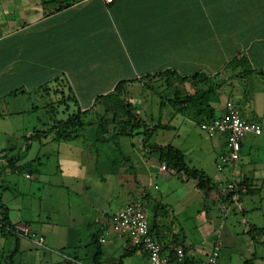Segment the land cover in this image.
I'll return each instance as SVG.
<instances>
[{"label":"crops","instance_id":"0c3cea01","mask_svg":"<svg viewBox=\"0 0 264 264\" xmlns=\"http://www.w3.org/2000/svg\"><path fill=\"white\" fill-rule=\"evenodd\" d=\"M43 1L47 0H0V102L7 105L5 100L10 99L18 107L1 113L0 120L31 114L39 123L40 111L56 113L55 103L56 109L63 108V115H69L72 105L73 112H86V118L99 107L100 117L89 125L95 127L84 141L86 146L81 142L85 129L76 139L58 140L52 133L43 134L50 128L45 123L41 128L38 124L22 126L15 133L18 136L8 124L4 126L0 205L10 224L29 225L44 242L38 246L28 238L0 232V255L12 244L10 254L17 242L20 264H62L53 255L59 254L64 262L70 260L60 253L63 249L73 251L83 264H91L96 253L101 264L120 260L121 264H148L140 252L126 256L122 238L112 236L104 245L93 244L109 227L111 215L126 203L140 200L155 208L153 224L148 210L149 228L164 256L173 257L179 248L189 263L199 264L211 244L220 241L218 264H255L253 259L259 254L254 244L264 249V224L259 221L264 220V0H77L48 13L51 6ZM166 72L175 77H213L219 93L218 100L210 103L213 118L231 100L242 118L262 129L260 135L244 138L239 160L221 173L216 164L225 138L210 137L200 130L204 140L196 154L192 153L193 168L212 180L215 191H199L193 181L180 178L183 186L173 194L159 179L175 172L160 171L162 163L142 147L140 136H136L137 149L132 142L135 136H117L122 123L109 120L114 115L111 105L107 106L109 98L125 99L137 114L142 82ZM119 83L123 84L122 96L115 92ZM182 87L193 92L188 83ZM36 96L56 100L40 107ZM157 119L167 126L158 131L159 136L188 123L198 128L210 120L203 114L197 116L194 109L172 106L168 100L159 102ZM99 124L104 134L98 135ZM12 134L15 137L10 139ZM123 137L128 141L122 143ZM168 138L156 143L179 149L188 166H193L188 163L190 150ZM81 146L90 148L87 160L93 166L89 171L98 180L97 192L91 197L85 195L91 187L81 162L75 170L59 164L61 156L80 161ZM48 163L56 164L55 173L66 175L67 185L45 190ZM106 180L111 186L107 190L103 187ZM228 181L245 182L248 192L237 201L227 199L220 189ZM171 195L174 202L169 201ZM172 204L184 213L195 207L190 228L183 229L176 222L168 208ZM235 205L241 215L239 224L244 225L242 236L232 230L233 222L228 219L231 212L236 213ZM216 209L227 210L220 220ZM251 228L256 231L250 235Z\"/></svg>","mask_w":264,"mask_h":264},{"label":"trees","instance_id":"16d2710c","mask_svg":"<svg viewBox=\"0 0 264 264\" xmlns=\"http://www.w3.org/2000/svg\"><path fill=\"white\" fill-rule=\"evenodd\" d=\"M77 0H47L43 1V5L49 4L51 7L46 9V12H52L59 10L63 6H68ZM175 74L172 72H166L164 74H157L154 76H148L142 82V89H149L152 92L155 90L154 84H158V87L171 91V98L168 100L172 106L186 107L189 109L196 110L197 116L205 115L210 120L213 118V109L210 107L211 102H216L218 100V90L215 83L212 81L213 77L205 76L202 74H194L187 77H175ZM161 83V84H159ZM188 83L192 88L193 92L190 93L186 91L185 88H181V85ZM122 83H119L116 86L115 92L122 96ZM179 86V87H178ZM111 103L107 106L111 107L113 111L112 118L113 121H117L116 109L123 111L126 116V119L121 124V130L116 135H129V136H140L142 140V147L153 153L157 156L158 161L162 164H165V168L173 170L176 176L184 179L186 181H193L196 188L199 191L211 192L217 190L216 185L212 180L201 170H197L188 166L185 161L184 154L179 150L173 147L172 145L160 146L155 141H149L152 135L157 133L160 129H164L167 126L160 124L153 125L149 128L134 111L131 104L120 99L119 96L115 98H109ZM163 101V100H162ZM53 108V107H52ZM114 109V110H113ZM111 118V120H112ZM92 125L90 121L86 120V112L78 110L66 116L64 119L54 120L53 125L50 126L48 130H45L43 134L52 133L55 139L58 140H71L80 137L85 126ZM100 125V124H99ZM103 125V124H102ZM129 129V131H127ZM98 135L104 134L105 129L99 126ZM135 132V133H134ZM239 185H245V182L239 183ZM247 188V185H245ZM220 192V191H219ZM248 192V190H247ZM224 196V195H223ZM227 199H231V194L225 195ZM155 211V209L153 210ZM155 222V215L152 217V224ZM13 225L7 221L5 217V210L2 209L0 205V232L4 235L18 238L17 235L6 232V227H12ZM150 233L152 234V228L150 227ZM254 228H251L248 233L251 235L252 232H255ZM262 231V230H261ZM259 231L261 234L262 232ZM93 244H100L98 239H95ZM133 252L125 253V255H131ZM18 253L17 242L15 243V248L9 255H0V264H20L16 260ZM99 254H94L91 258V264H101ZM65 264H83L80 260L75 258L71 262H65ZM121 264V260L118 262Z\"/></svg>","mask_w":264,"mask_h":264},{"label":"rangeland","instance_id":"374dc122","mask_svg":"<svg viewBox=\"0 0 264 264\" xmlns=\"http://www.w3.org/2000/svg\"><path fill=\"white\" fill-rule=\"evenodd\" d=\"M15 4V3H14ZM13 7V5H12ZM14 14V13H13ZM13 16V15H12ZM161 84V83H159ZM155 86V90L154 92H152L149 89H142V104L139 105L140 110L138 109V113L137 116L140 118V120H142L148 127L149 126H153L155 124H157L158 119H157V109L159 107V102L161 100L165 101V100H169L171 98V91H167L162 89L161 87H158V84H154ZM138 87V85H137ZM179 87V86H178ZM133 88H135V86H133ZM223 99H224V94H223ZM34 99L36 100V104L39 105L40 107L45 105V104H50V101H55L56 98H44V99H38L37 96L34 97ZM125 100V99H124ZM22 101H24L25 103V99H23ZM126 101V100H125ZM11 102L10 99H6L5 103H8L7 105H4L3 102H0V114L4 113V112H12L14 111V109H17L18 107L16 106V104L13 103H9ZM21 102V101H20ZM52 106H54V110L53 112H56L55 114H51V113H44V111H40V113L38 114V118H39V123H36L35 120V115H31V114H25L22 117H16L13 116L10 119H6V120H0V145H2L3 143V132L2 130L4 129L5 125H9L11 127V129L13 130V133H19L18 129H20L22 126L28 125V126H34L35 124H38L39 127H43L42 125L45 123L47 124L46 127H50L51 125H53L54 120H60L63 118H66V115H63L62 110L63 108H57L58 104H53ZM21 108L24 107V104H21L20 106ZM70 112L69 114H71L73 112V108L72 105L70 106ZM100 108L98 107V109L94 110L87 118V121H90L92 124H96V119L98 118L99 120V115H100ZM114 110V109H113ZM116 118L117 121H120L121 123H123V121L126 119L125 114L123 113V111L116 109ZM98 115V116H97ZM150 117H153L150 118ZM112 118V116L109 117V120ZM116 121V122H117ZM95 126H85V138L81 139V142L84 144L85 139H87V135L89 133H91V130H94ZM45 128V129H47ZM199 128V127H198ZM196 126H194L193 124H184L182 126H180L179 128H176L175 130H168L166 131L167 133L165 134V132L162 135H158L157 133H155L154 135L151 136V138L149 139V141H164V139H169L168 137H173L174 142L172 144H179L182 143L183 144V148L188 151V149L190 150V152L188 153V163H192L190 166L191 168L194 167L193 164V154L195 155V151L197 149V146L203 142L204 140V134H202V132L200 131V129H198ZM127 131H129V129H127ZM25 133V132H23ZM135 133V132H134ZM16 136H18L19 134H15ZM15 137V136H14ZM13 134L11 137H9L10 139L14 138ZM122 143L124 141H128L127 138L123 137L121 138ZM131 141V140H130ZM133 145L137 148L140 149L139 146V138L138 137H134L132 139ZM87 143V142H86ZM85 143V144H86ZM84 144V145H85ZM86 146V145H85ZM85 146H81L78 147V149L80 150V152H82L81 154H83V157H80V161L76 158V161H71L70 158L65 157V156H61L59 159V164L61 166H66L69 167L73 170H75L74 168L78 169V165L79 162H81V165H83L84 168L87 169V177L85 178L86 181L90 184L91 190L89 192V194H85L86 196L91 197L90 195L94 192H97V188L95 186V183H98V180L95 179V177H92V173L89 171L90 168L93 166V162H90L87 160V153H90V148L85 147ZM1 147V146H0ZM62 147V146H61ZM2 149V148H0ZM84 151V152H83ZM68 153V152H67ZM193 153V154H192ZM55 165L54 163H48L47 165V171L45 172L44 176H45V182L46 187L45 190H50L53 188V186L59 185V184H65L67 185V181L68 178L66 177V175L63 173V176L59 173L56 172L55 173ZM161 166V165H160ZM65 176V177H64ZM179 176L176 175H171L170 177L166 178V179H159V181L162 183V185L170 188L173 191V194L176 193V191H178L183 185L180 183L179 181ZM191 182V181H190ZM105 188V190L108 189V187L110 186V181L106 180L105 185L103 186ZM94 192V193H95ZM177 194V193H176ZM108 196V194H107ZM174 196L171 195L170 196V200L174 202ZM60 204L57 205V207H59ZM177 204H172V208L169 206L168 208L170 209V213H173L172 215L177 219L176 222H179L180 225L182 226V228H190L193 223H194V209L195 207H191L190 209H188V211L186 213L179 211V209H177ZM148 210H149V214H150V218L152 219L153 217V210L155 209L153 207V205L151 204H147ZM61 208L63 209L64 207L61 206ZM236 209V213L233 214L232 212L230 213L231 215L228 216V219L233 222L232 224V230H234L237 234L241 235L243 233L242 230L244 229V225L242 223L239 224V222H241V215L239 214L237 207L235 205L234 207ZM66 209V208H64ZM109 211V210H108ZM227 210H223V209H216L215 214H216V218H218V220L222 219L224 217V214ZM228 220V221H229ZM260 224H264V220L263 219H259ZM12 242V241H11ZM10 245L12 244H8L5 246L4 251H1V254L6 255L9 254L8 251H10ZM254 246H256L257 252L259 254V256H257V258L253 259V263L255 264H264V249L261 247L262 244H258L255 243ZM1 247V246H0ZM108 246L105 245V248H107ZM39 249V248H38ZM34 251H37L34 249ZM39 251H41V249H39ZM60 253L62 255H64L65 257L70 258V260L68 259L67 261H73L75 259V255L73 254L74 252L69 250V249H63L62 251H60ZM58 255V256H57ZM262 256V257H261ZM53 258H56V260H60V262L62 264H64V260L59 256V254L53 255ZM17 260V258H16ZM90 262V261H89ZM88 262V263H89ZM1 263V262H0ZM91 263V262H90ZM4 264V263H2Z\"/></svg>","mask_w":264,"mask_h":264},{"label":"built area","instance_id":"2783aa9c","mask_svg":"<svg viewBox=\"0 0 264 264\" xmlns=\"http://www.w3.org/2000/svg\"><path fill=\"white\" fill-rule=\"evenodd\" d=\"M112 1L104 0L106 3ZM199 128L210 137L222 135L225 138L224 151L218 157L216 164L219 173L227 165L237 163L242 142L248 134L260 135L262 133L260 125L242 118L239 107L231 100L224 103L221 115L201 122ZM160 171H166L165 164L160 166ZM25 177L30 178V175L25 174ZM220 191L224 196L231 194V199L237 201L240 194L247 193V188L236 181H228L221 186ZM109 221V227L103 230L98 237L101 245L106 244L107 239L113 236L125 240L122 246L124 253L140 252L146 257L148 264H191L186 260L182 249H175L173 257L162 254L160 245L150 233L148 208L142 201L135 200L126 203L110 216ZM6 232L28 238L38 246H42L44 242L43 237L38 236L27 224L6 227ZM221 244L220 241L211 244L205 258L199 264H218L216 251Z\"/></svg>","mask_w":264,"mask_h":264}]
</instances>
